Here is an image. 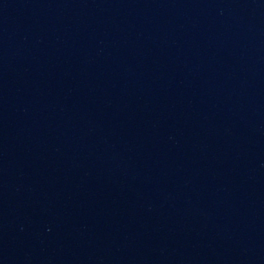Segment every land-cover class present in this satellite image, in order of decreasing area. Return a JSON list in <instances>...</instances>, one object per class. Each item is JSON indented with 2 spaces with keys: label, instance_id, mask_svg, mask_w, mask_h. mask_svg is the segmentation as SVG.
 <instances>
[{
  "label": "water",
  "instance_id": "obj_1",
  "mask_svg": "<svg viewBox=\"0 0 264 264\" xmlns=\"http://www.w3.org/2000/svg\"><path fill=\"white\" fill-rule=\"evenodd\" d=\"M0 264H264V0H0Z\"/></svg>",
  "mask_w": 264,
  "mask_h": 264
}]
</instances>
